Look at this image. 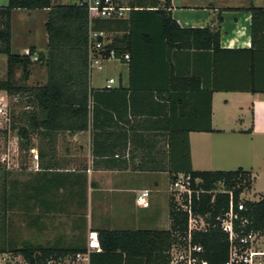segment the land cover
Returning <instances> with one entry per match:
<instances>
[{
    "label": "crops",
    "instance_id": "obj_1",
    "mask_svg": "<svg viewBox=\"0 0 264 264\" xmlns=\"http://www.w3.org/2000/svg\"><path fill=\"white\" fill-rule=\"evenodd\" d=\"M129 1L124 6L129 7ZM136 1L142 4L135 8H140L154 0ZM250 6L264 4L260 0H170L168 10L180 27H218L222 48L248 49ZM16 11L40 15L43 49L32 39L15 53H25L30 46L36 55L44 51L47 9H15L12 14ZM99 21H94L96 29L104 30L109 39L122 34V26L104 29L95 24ZM149 41L136 35L132 66L129 57L120 56L105 60L97 71L90 70L87 128L58 132L53 148L47 138H40V145L32 147L42 153L31 188L45 184L47 189L76 191L80 204L102 207V211L108 207L112 218L134 225L117 229H167L168 186L181 166L180 143L187 135L193 170L241 167L253 178L246 198L264 194V92L242 90L247 61L230 53H218L215 60L209 50H169L163 40ZM254 41L264 48L261 36ZM256 58L264 71V52ZM2 60L6 62V56ZM42 76V83L35 85L45 82V67ZM110 78L113 83L106 88ZM140 189L149 191L146 207L135 202Z\"/></svg>",
    "mask_w": 264,
    "mask_h": 264
},
{
    "label": "trees",
    "instance_id": "obj_2",
    "mask_svg": "<svg viewBox=\"0 0 264 264\" xmlns=\"http://www.w3.org/2000/svg\"><path fill=\"white\" fill-rule=\"evenodd\" d=\"M136 4L142 3L136 0L128 2L130 10L126 18L101 19L95 23L104 29H110L114 24L124 28L122 34L111 37L110 43L105 45L107 50L115 49L118 56L127 53L132 66L134 39L137 35L142 40H163L169 50H209L215 60L218 53H230L232 57H241L248 63L246 85L242 90L264 92V71L259 69L261 64L256 58L259 51L264 52V48L254 41V37L256 39L259 36L264 41V6L248 8L251 12L250 47L227 49L220 46L218 27H180L168 10L170 0H154L151 5H139L140 8H135L138 6ZM15 9H47L44 22L46 47L44 51L36 52L37 59L34 60L45 67L46 79L41 85L26 84L35 48L30 46L25 53L11 51V15ZM87 36L88 16L84 4L52 0H7L5 4L0 5V54L6 56V75L0 79V91L8 95H25L27 105H31L30 110L22 111L18 115L20 123L16 125L17 134L27 144L30 134L35 133L41 139L47 138L49 146L53 148L54 137L58 132H76L87 128L90 72L87 63ZM257 40L259 42L260 39ZM17 68L20 69L19 78L14 75ZM216 88L219 87L215 86ZM11 118L12 123L16 122L13 114ZM38 152L41 155L40 148ZM179 153L181 166L171 178L177 172L190 174L192 178L201 179L199 187L205 190L213 189L216 182L222 181L224 187L232 191L235 208L239 201L243 202L244 208L239 211V215L241 219L245 218L246 222H234L237 236L264 227V194H260L257 199H239L241 192L251 188L253 178L250 171L241 167L234 170H193L190 165L187 135L180 143ZM47 190L45 184L33 190L34 200L37 199L43 207L46 205L42 196ZM13 196V193L4 195V213L12 209ZM192 201L193 211L207 214L205 220L208 223L206 230L192 234V243L202 247L198 258L206 264H223L227 258L228 239L216 216L227 209L228 195L216 193L211 200V194L202 193L196 200L193 194ZM168 214L170 225L167 229H94L100 250H92L89 253V264H169L171 246L181 242L186 236L187 218L185 212L176 209L170 200ZM4 225L8 226L5 222ZM84 250L85 245L82 244L63 246L25 241L17 244L4 233L0 235V255L9 253L20 256L28 264H45L49 259L71 256Z\"/></svg>",
    "mask_w": 264,
    "mask_h": 264
},
{
    "label": "rangeland",
    "instance_id": "obj_3",
    "mask_svg": "<svg viewBox=\"0 0 264 264\" xmlns=\"http://www.w3.org/2000/svg\"><path fill=\"white\" fill-rule=\"evenodd\" d=\"M6 1L4 2L6 3ZM57 1L72 2L75 0ZM126 1L120 0V3L125 5ZM260 2L264 4V0H260ZM39 16L38 13L25 14L18 11L12 14V52H18L32 39H36V44H40L39 48L43 49L40 38L43 28L39 22ZM2 59H5L4 55L0 57V78H5L6 62ZM43 70L44 66L33 60L26 84L42 83ZM14 75L19 78V68L15 70ZM1 96L9 121L4 122L0 118V235L4 233L15 240L17 244L25 241L44 245L82 244L87 247L88 237L96 228L117 229L134 226L132 223L118 222V219L112 218L108 207L102 211V207L80 204L81 197H77L76 191L48 189L42 196L45 200V207L38 203L37 199L34 200L31 181L36 177L33 174L36 168L32 162L31 149L39 146L41 139L32 133L27 144L24 139L19 137L16 128V125L20 123L17 119L18 115L22 111L30 110L31 105H27L25 95H8L4 91H0ZM12 114L16 119L14 123L11 122ZM247 192L248 190L243 191V197H246ZM8 193H13L14 205L10 211L4 213L2 199ZM66 195H70V197L68 198ZM4 222L8 226H5ZM179 249L182 251L183 247L180 246ZM16 259H20V257L9 253L0 255L1 263H14L17 261Z\"/></svg>",
    "mask_w": 264,
    "mask_h": 264
},
{
    "label": "built area",
    "instance_id": "obj_4",
    "mask_svg": "<svg viewBox=\"0 0 264 264\" xmlns=\"http://www.w3.org/2000/svg\"><path fill=\"white\" fill-rule=\"evenodd\" d=\"M74 2L84 4L87 9L88 16V36H87V63L89 70L101 69L103 62L107 59L118 58L115 49H106L105 45L110 43V39L102 29L94 27V21L97 19H122L125 18L126 12L130 7L121 5L119 0H75ZM122 58L128 59V54L121 55ZM32 60L37 59L34 53ZM113 83V79H108L106 88H109ZM0 118L4 122L9 121L3 97H0ZM32 162L34 168H37L38 153L35 149H31ZM201 179L198 177L192 178L190 174L176 173L170 180L168 186L169 200L173 203L176 209H179L186 214L187 230L186 236L181 242L174 243L169 251V264H206L205 261H200L198 254L202 252V247L199 244L192 243V234L195 231H204L207 229L208 223L205 220L207 214L195 213L192 208V197L195 194L196 200L200 194H211L213 200L216 193H226L228 195L227 209L216 216L219 226L223 232L227 234L228 248L227 258L223 264H264V227L258 230H251L237 236L234 231V222L240 220L245 223L246 219H241L239 211L243 210V202L239 201L236 205L232 200V191L226 189L222 181L215 183L213 189L205 190L199 187ZM149 191L140 189L135 196V202L146 207L148 205ZM243 192L240 193L239 199H247L243 197ZM249 199V198H248ZM183 247L181 251L179 248ZM92 250H100L96 232L93 231L88 237V246L83 252H77L71 256H65L57 259H49L45 264H89V253ZM20 257V256H19ZM14 263L0 262V264H28L24 259H16Z\"/></svg>",
    "mask_w": 264,
    "mask_h": 264
}]
</instances>
